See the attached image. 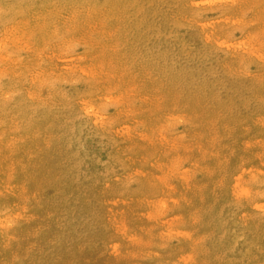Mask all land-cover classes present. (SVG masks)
Here are the masks:
<instances>
[{
    "label": "rangeland",
    "instance_id": "obj_1",
    "mask_svg": "<svg viewBox=\"0 0 264 264\" xmlns=\"http://www.w3.org/2000/svg\"><path fill=\"white\" fill-rule=\"evenodd\" d=\"M0 264H264V0H0Z\"/></svg>",
    "mask_w": 264,
    "mask_h": 264
}]
</instances>
